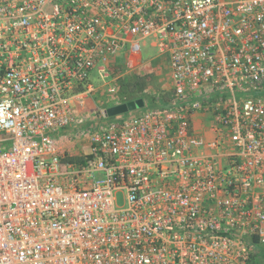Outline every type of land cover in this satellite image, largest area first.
Returning <instances> with one entry per match:
<instances>
[{"label": "built area", "instance_id": "obj_1", "mask_svg": "<svg viewBox=\"0 0 264 264\" xmlns=\"http://www.w3.org/2000/svg\"><path fill=\"white\" fill-rule=\"evenodd\" d=\"M147 38L169 97L86 129L76 162L91 75L133 71ZM0 134V264H248L264 255V0H0Z\"/></svg>", "mask_w": 264, "mask_h": 264}, {"label": "rangeland", "instance_id": "obj_2", "mask_svg": "<svg viewBox=\"0 0 264 264\" xmlns=\"http://www.w3.org/2000/svg\"><path fill=\"white\" fill-rule=\"evenodd\" d=\"M152 40L147 38L140 41V53L138 56L137 67L133 71H126L124 67L112 66L111 77L107 79V84H102L97 80L95 73L91 75L90 83L94 87V92L89 94L85 99L84 108L77 110L74 113L81 120V124L72 123L67 130L66 136L69 139V146L73 154L72 159L76 162L81 152L87 153L89 147L83 142L86 135V129L94 128L111 120H117L121 117H127L141 109L129 112L116 117H106L104 111L107 108L126 103L127 100L134 95H142L145 108L147 103H156L157 100L167 99L171 92V82L168 64L165 58H161L157 54V49L151 46ZM124 58H117V63L122 64ZM119 84L128 86L127 93H121ZM129 102V101H128ZM142 108V109H143ZM77 121V120H76ZM0 137L4 135L0 134ZM9 142L0 144V148L7 149ZM95 180L103 179V175L97 173L94 175ZM118 205H120L121 197L118 196Z\"/></svg>", "mask_w": 264, "mask_h": 264}, {"label": "water", "instance_id": "obj_3", "mask_svg": "<svg viewBox=\"0 0 264 264\" xmlns=\"http://www.w3.org/2000/svg\"><path fill=\"white\" fill-rule=\"evenodd\" d=\"M144 107V101L142 99H136L133 101H129L126 103H122L116 106H112L110 108H107L104 111V114L106 117H116L120 116L129 112H133L137 109H142Z\"/></svg>", "mask_w": 264, "mask_h": 264}, {"label": "crops", "instance_id": "obj_4", "mask_svg": "<svg viewBox=\"0 0 264 264\" xmlns=\"http://www.w3.org/2000/svg\"><path fill=\"white\" fill-rule=\"evenodd\" d=\"M124 63V62H123ZM123 63L122 64H119V63H117V60H116V64H118V66H121L122 65V67H123ZM136 69V68H135ZM150 106V105H149ZM142 110V109H141ZM138 113H140V111L139 112H136V113H134V114H132V115H137ZM128 116H131V115H128ZM127 116V117H128ZM126 117H121L120 119H117V120H111V121H121V120H123V119H125ZM196 128L197 129H199L200 131H205L206 132V127L208 126V119H207V117L206 116H204V117H202V116H199V117H197L196 118ZM7 142H9V141H7V138H6V136H4V137H0V144H5V143H7ZM67 147V152L70 154V151H72V149H71V147L69 146V148H68V145L66 146ZM72 156H74L73 154H71Z\"/></svg>", "mask_w": 264, "mask_h": 264}, {"label": "trees", "instance_id": "obj_5", "mask_svg": "<svg viewBox=\"0 0 264 264\" xmlns=\"http://www.w3.org/2000/svg\"><path fill=\"white\" fill-rule=\"evenodd\" d=\"M118 87L122 90L121 93H127V91L129 90L128 86L125 85V84H119ZM139 98H142L141 94L139 96L134 95L132 98L127 100V102L128 101H133V100H136V99H139ZM248 264H264V255L260 254V255L252 256L251 259L249 260Z\"/></svg>", "mask_w": 264, "mask_h": 264}]
</instances>
